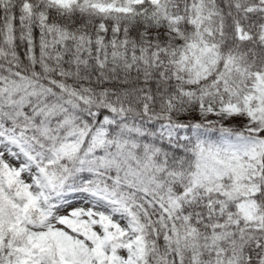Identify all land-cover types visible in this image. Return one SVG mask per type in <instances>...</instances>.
I'll list each match as a JSON object with an SVG mask.
<instances>
[{"label":"snow or ice","instance_id":"snow-or-ice-1","mask_svg":"<svg viewBox=\"0 0 264 264\" xmlns=\"http://www.w3.org/2000/svg\"><path fill=\"white\" fill-rule=\"evenodd\" d=\"M0 264H264V0H0Z\"/></svg>","mask_w":264,"mask_h":264}]
</instances>
